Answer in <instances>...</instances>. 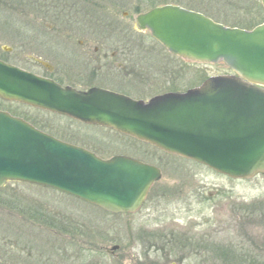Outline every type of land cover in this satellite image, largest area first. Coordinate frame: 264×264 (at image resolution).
Masks as SVG:
<instances>
[{
    "label": "rangeland",
    "instance_id": "1",
    "mask_svg": "<svg viewBox=\"0 0 264 264\" xmlns=\"http://www.w3.org/2000/svg\"><path fill=\"white\" fill-rule=\"evenodd\" d=\"M82 1L0 0V60L44 77L50 68L58 73L63 66L76 67L72 58L82 53L81 41L92 45L127 42L121 56L125 70L119 72L112 65L103 71L109 78L103 79L104 75L97 82L114 88L116 82L111 81H123L128 96L149 101L198 87L230 70L224 63H199L169 54L150 33L134 30L136 6L146 11L177 3L247 30L264 21L261 0ZM110 16L116 19L113 28H109ZM86 25L107 29L92 39L87 33H78ZM59 26L81 28L73 32ZM113 50L119 52L121 47ZM0 110L103 159L124 155L162 171L146 204L132 215H111L55 190L7 183L18 204L13 216L9 209L0 211V231L17 237L18 249L31 252L32 264H264V176L231 180L104 127L2 99ZM180 187L182 193L177 192ZM82 226L96 231V237L76 238L74 229L85 230ZM80 240L91 246L84 254L77 250ZM115 246L120 250L110 253ZM20 256V264H26L25 256Z\"/></svg>",
    "mask_w": 264,
    "mask_h": 264
},
{
    "label": "water",
    "instance_id": "2",
    "mask_svg": "<svg viewBox=\"0 0 264 264\" xmlns=\"http://www.w3.org/2000/svg\"><path fill=\"white\" fill-rule=\"evenodd\" d=\"M137 21L171 54L224 63L233 74L143 101L63 87L0 60V99L111 129L234 179L264 175V23L230 28L171 5ZM161 177L155 166L122 155L102 159L0 111V188L49 187L112 214H133Z\"/></svg>",
    "mask_w": 264,
    "mask_h": 264
},
{
    "label": "flooded vegetation",
    "instance_id": "3",
    "mask_svg": "<svg viewBox=\"0 0 264 264\" xmlns=\"http://www.w3.org/2000/svg\"><path fill=\"white\" fill-rule=\"evenodd\" d=\"M83 3H87V2H92L94 3L92 0L91 1H87V0H83ZM167 5H172V6H179L182 7L181 5L177 4V3H166V4H161V5H157L154 6L148 10H144L141 11V9H139L138 6L135 7L137 13H136V27H134V30H137L139 32H143V33H147L146 31H143L139 28L138 24H137V17L140 16L141 14L147 13L155 8L158 7H163V6H167ZM87 6V5H85ZM84 6V8H86ZM97 8V6H96ZM86 13L90 12L89 10H85ZM84 12V13H85ZM129 14L128 13H124V16L127 17ZM111 20H110V25L109 28H113L111 26L116 25V23L114 21H116V19L114 18V16H110ZM92 23V22H89ZM83 29L78 30V33H87L90 38H97V36L95 37V35L97 33H103L107 27H93L90 25H86V26H82ZM60 29L63 28H68L70 31L73 32H77L76 28H81L80 27H60ZM127 30H129V27L126 28ZM104 30V31H103ZM104 34V33H103ZM108 39V37L105 38V40ZM109 40V39H108ZM81 48H82V53H80L79 55H77L78 58H72L75 61L76 67H74L73 65L70 67L69 66H63L58 73H56L54 68H50L48 69V75L44 76V78H48L51 79L57 83H59L60 85H62L63 87H71L74 88L76 90L79 91H89L93 88H99V89H103V90H107V91H112L115 93H119V94H124L127 95V92L125 91V87L124 86L125 83L123 84V81L121 83H118L117 81H111L112 83L116 82L115 84H113L114 88L109 87V86H105L103 84H101V82H97V81H101L103 76L106 75L103 79H108L109 78V74L108 73H103L104 70L109 71L111 68V66H115L119 72H122V70H125V63L122 61L121 56L124 55V49L126 50V47L129 45V43L127 42H102L99 44H94L92 45V43L90 42H79ZM116 47L117 49L119 47H121V51H116L113 50V48ZM128 56V55H127ZM114 58H118L120 60L114 59ZM73 61V60H72ZM94 62V63H93ZM79 67V70H76V68ZM110 68V69H109ZM66 80H69L70 82L68 83ZM72 80H79L77 82H79V84L77 82H74ZM89 80V81H88ZM103 81V80H102ZM87 83V85L81 86L82 84ZM79 85V86H78ZM126 92V93H125ZM188 161V160H185ZM215 172V171H214ZM223 176V175H222ZM226 177V176H224ZM229 178V177H226ZM231 179V178H229ZM231 180H235V179H231ZM237 181V180H236ZM8 189V191H5L3 193V190ZM12 188H8L7 186H4L2 188H0V211L2 210H6L9 209L11 211L12 216L15 215V211L17 210L14 207H17L18 204V199L17 196L13 195L14 193H10L9 191ZM49 189V188H46ZM180 189V190H179ZM177 192H181L182 188L180 187ZM53 190V189H51ZM184 190V188H183ZM182 193V192H181ZM150 194V192H149ZM148 194V196H149ZM185 195H186V191H185ZM147 196V198H148ZM178 199H182L183 196H179L177 197ZM17 199V201H16ZM147 202V199H146ZM145 202V204H146ZM89 204V203H88ZM91 205V204H90ZM12 208H10V207ZM93 206V205H91ZM95 207V206H94ZM97 208V207H96ZM99 209V208H98ZM101 211L105 212L104 210L100 209ZM107 213V212H106ZM109 214V213H108ZM114 215V214H111ZM15 219V217H14ZM84 227V226H82ZM85 230H83L82 228H77L74 229V233H76V238L80 237L81 239L84 238V240H90V239H94L96 236H94L93 234H95L96 231H93L92 228L88 229L85 228ZM17 237L14 234H6L5 232H1L0 231V264H20L19 259H21V255L25 256V261L26 264H32L31 263V252H28L27 250H19L18 249V242H17ZM84 240H80L79 243L81 245H78V253H82L84 254L85 252L88 251V247H91L90 245L85 244L86 241ZM119 247V246H117ZM120 250V247L118 248V250L116 251H110V253L115 254V252H118ZM107 254H109V252L106 249ZM82 254H79V257L82 256ZM20 257V258H19ZM84 258V257H83ZM79 259V258H78ZM22 262V261H21ZM22 262V263H24Z\"/></svg>",
    "mask_w": 264,
    "mask_h": 264
},
{
    "label": "trees",
    "instance_id": "4",
    "mask_svg": "<svg viewBox=\"0 0 264 264\" xmlns=\"http://www.w3.org/2000/svg\"><path fill=\"white\" fill-rule=\"evenodd\" d=\"M11 114H14V113L11 112ZM26 120H27V119H26ZM27 121H28V120H27Z\"/></svg>",
    "mask_w": 264,
    "mask_h": 264
}]
</instances>
